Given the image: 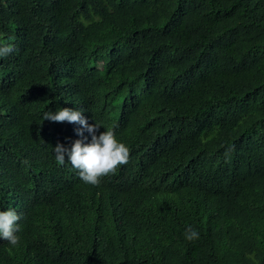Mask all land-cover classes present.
Returning a JSON list of instances; mask_svg holds the SVG:
<instances>
[{"label": "trees", "instance_id": "16d2710c", "mask_svg": "<svg viewBox=\"0 0 264 264\" xmlns=\"http://www.w3.org/2000/svg\"><path fill=\"white\" fill-rule=\"evenodd\" d=\"M0 40V264H264V0H0ZM61 108L129 162L58 165Z\"/></svg>", "mask_w": 264, "mask_h": 264}, {"label": "clouds", "instance_id": "9594fccd", "mask_svg": "<svg viewBox=\"0 0 264 264\" xmlns=\"http://www.w3.org/2000/svg\"><path fill=\"white\" fill-rule=\"evenodd\" d=\"M14 50L10 40H0V59L6 58ZM43 121L68 122L78 124L77 136L83 139L75 140L70 148L58 145L54 149L55 160L58 165L66 162L78 171L81 181L87 185L99 186L102 179L115 174L123 165L129 162L130 148L122 142L114 130L107 129L100 132L102 127L97 122L89 123L84 116V110L61 108L56 112L45 111ZM87 132L88 136H85ZM99 133V135H97ZM90 137V142H88ZM21 216L13 209L0 210V240H4L11 247H18L21 243ZM200 238L198 230L188 226L184 232V239L193 242Z\"/></svg>", "mask_w": 264, "mask_h": 264}]
</instances>
